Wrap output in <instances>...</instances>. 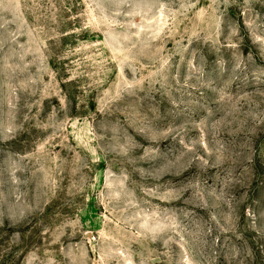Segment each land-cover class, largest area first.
Listing matches in <instances>:
<instances>
[{
  "label": "rangeland",
  "instance_id": "1",
  "mask_svg": "<svg viewBox=\"0 0 264 264\" xmlns=\"http://www.w3.org/2000/svg\"><path fill=\"white\" fill-rule=\"evenodd\" d=\"M0 264H264V0H0Z\"/></svg>",
  "mask_w": 264,
  "mask_h": 264
}]
</instances>
